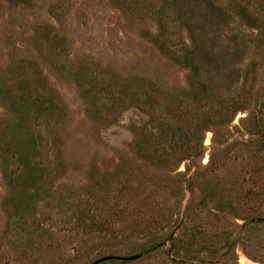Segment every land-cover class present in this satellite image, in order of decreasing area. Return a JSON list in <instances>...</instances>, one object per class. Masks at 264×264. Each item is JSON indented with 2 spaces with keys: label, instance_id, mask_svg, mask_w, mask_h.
Instances as JSON below:
<instances>
[{
  "label": "rangeland",
  "instance_id": "obj_1",
  "mask_svg": "<svg viewBox=\"0 0 264 264\" xmlns=\"http://www.w3.org/2000/svg\"><path fill=\"white\" fill-rule=\"evenodd\" d=\"M261 138L264 0H0V264H264Z\"/></svg>",
  "mask_w": 264,
  "mask_h": 264
},
{
  "label": "trees",
  "instance_id": "obj_2",
  "mask_svg": "<svg viewBox=\"0 0 264 264\" xmlns=\"http://www.w3.org/2000/svg\"><path fill=\"white\" fill-rule=\"evenodd\" d=\"M208 79L211 80V76ZM213 90L214 91H218V89L216 90V87H212V86L209 87L208 85L199 87V89L194 92V94L197 95L195 97V100H197V102L199 103V102H201L203 96H205L207 98H213V96L211 94V92ZM234 111H235V106L233 107V106L230 105V107H228L226 109V111L223 112V114L225 113V115H222V113H220L221 114L220 117L222 116V117H227V118L229 117L230 118V117L233 116ZM207 123L208 122H205L204 124L206 125ZM177 128L178 129L176 130V132L173 133V135L175 137L172 138V142H176L177 141L175 138H179L178 140H181V138H182L181 136H178V137L176 136L182 131V128H179V127H177ZM167 134H168V132H167ZM184 137H186V135ZM184 141H185V138H184ZM259 141H261V144H264V138L259 139Z\"/></svg>",
  "mask_w": 264,
  "mask_h": 264
},
{
  "label": "water",
  "instance_id": "obj_3",
  "mask_svg": "<svg viewBox=\"0 0 264 264\" xmlns=\"http://www.w3.org/2000/svg\"><path fill=\"white\" fill-rule=\"evenodd\" d=\"M143 255L139 254V255H135V256H131V257H105V258H101L97 261H95L92 264H103L105 262L108 261H119V262H132V261H136L138 259H140Z\"/></svg>",
  "mask_w": 264,
  "mask_h": 264
}]
</instances>
